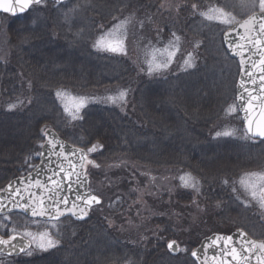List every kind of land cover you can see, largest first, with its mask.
<instances>
[{
  "label": "trees",
  "instance_id": "16d2710c",
  "mask_svg": "<svg viewBox=\"0 0 264 264\" xmlns=\"http://www.w3.org/2000/svg\"><path fill=\"white\" fill-rule=\"evenodd\" d=\"M231 1H44L18 17L0 14V31L10 49L6 61L0 59V188L37 164L43 131L50 126L76 145H103L92 155L99 166L133 167L138 176L171 169L194 176L202 183L200 202L212 231L254 226L251 234L264 236V227L255 226L257 218L248 215L237 193L242 174L264 170V141L246 138L240 115L227 113L238 64L223 46L224 28L205 17L213 7L230 10ZM119 21L128 27L129 49L141 53L146 46L172 44L178 57L149 74L136 58L97 50L98 37ZM186 57L195 67L184 64ZM57 91L93 100L81 110L82 119L67 115ZM121 92L126 93L123 101ZM111 96L119 102L108 101ZM98 97L103 99H93ZM228 131L236 135H216ZM112 171L102 175L114 183L121 178L113 180ZM117 183L104 191L106 202L129 197L127 182ZM189 198L176 196L179 205ZM113 202L104 213L96 214L105 204L95 208L84 222L63 220L56 249L14 264H195L189 254L174 257L167 250L169 240L186 233L166 219L152 221L158 235L143 245L131 244L128 227L121 229L125 220L118 219L128 204ZM200 235L183 242L191 249Z\"/></svg>",
  "mask_w": 264,
  "mask_h": 264
},
{
  "label": "rangeland",
  "instance_id": "374dc122",
  "mask_svg": "<svg viewBox=\"0 0 264 264\" xmlns=\"http://www.w3.org/2000/svg\"><path fill=\"white\" fill-rule=\"evenodd\" d=\"M248 3H249V0H233L229 3L230 5H232V7H230V10H227L225 8H220V7H213V8H210L205 13V17L209 15L220 16L221 15L220 10L223 9V12L225 14L224 18L229 19V20L234 18L235 22L228 24V23H222L216 19H213L210 21H214L215 23L220 24L224 28V31H226L229 28H231L232 25L235 24L236 22L242 19H245L246 17L251 15L253 12L260 11L259 6H258L259 0H255V3L257 5L255 9H250L247 6ZM2 33L4 34V32L0 31V59L2 61H6V58H8L10 55V49L8 48L9 44L7 43V38L3 36ZM101 38H103L105 42L120 41L122 43L123 50L119 53L126 55V57L129 59L136 58L137 62H141L143 65H145L146 68H149L151 64L153 66V71H152L153 74L156 72L157 73L161 72L162 70L170 67L179 54L178 47L172 44L170 45L167 44L166 46L164 47L161 46L159 48H156V47L153 48V47L146 46L145 47L146 49L142 50L141 53H140V50H138V48L129 49L126 44L128 43V27L126 23H122L121 21L117 22L116 25L106 30L103 34H101L98 37L97 40H100ZM146 45H148V42ZM131 46H132V43L130 47ZM96 49L99 51H103V50L98 49L97 47ZM186 60H189V62L192 61L189 57H186ZM165 61H169L167 63V67H161L159 69L155 68L156 64H160ZM185 61H184V64L187 65ZM238 73H239V67H238ZM60 92L63 94V97L62 98L57 97V98L62 101V104L64 105V107L66 104H68V106L71 107V101H70L71 97L86 98V105L93 101L92 99L86 96L75 95L74 93H70L68 91H60ZM111 98H113V96H111ZM93 99H103V98L98 97V98H93ZM105 99H108V98L105 97ZM119 100L121 101V99ZM108 101L112 102L113 100L109 99ZM115 102L118 103L119 101L115 99ZM230 107H235L236 111H230L229 110ZM66 113L67 115H69L68 112ZM227 113L231 115L236 114V113L239 114L235 98H234V102L228 105ZM49 128H54V127H50V126L46 127L43 133H45V131ZM233 133H235L236 135V131H233ZM86 149L88 152V148ZM93 153L94 152H88L91 158H92ZM112 169H113L112 172L114 174L113 180L118 177L121 178L115 181L114 183L118 184L117 183L118 181H126L129 188H131V190L128 193L129 197H124L125 199H118V201H116L117 199H113V196H111L109 198L113 199L114 202L113 201L109 202L110 199L106 202V197H104V195L106 196V194L104 193V191L106 190L108 192L112 191L115 184L110 180H106V177L103 176L102 173H105V172L108 173ZM101 170H103V172H101ZM171 170L165 173H160V174L146 172V174L141 173L142 175L138 176L135 174V170L133 169V167H128V166L127 167L126 166H118V167L115 166L110 169V167L108 166L95 167V166H91L88 164L87 169H86L87 174L89 175L91 179V182H90L91 190L96 195L102 198L103 200L102 205L105 204V206H102L103 208L97 209L96 214H98L100 211L101 213L102 212L104 213L105 212L104 210L107 209L109 205L110 207L114 206L112 205V202L113 203L125 202L126 204H128V207H126V210L120 212L121 214L120 216H118V219L125 220V222L121 224V227H122L121 229L126 230V227H128L129 229V230L127 229L128 233L126 234L124 233V234L128 235V237L131 240L130 242L131 244L133 245L135 244L138 246L143 245L144 241H148V239L150 240L154 236L158 235L157 233L158 230L155 226L154 227L152 226V221L154 222V220L166 219L168 222L172 221V223L170 222L172 224V226L170 227L175 228L179 232L182 231V233H186L184 237L182 238L180 237V233H178L179 239H175V240L180 246V249H181L180 254L190 255V251L195 246H197L204 237L214 232H222V230L212 231L211 230L213 228L212 221L208 219V217H205L203 213L204 210H206L207 208L205 204L200 202V196L202 197L201 194L203 190L201 181H199L197 178H195L194 176L190 174H178L177 172H174ZM262 171L264 170L256 169L254 171H249L246 173L262 172ZM96 173H100L101 180L105 182H101L100 180H97L96 178H98V174L96 175ZM121 173H125L126 174L125 177H122L120 175ZM244 176H245V173L242 174L238 179L237 193H239V197H242L243 204L245 208L248 210L247 212L248 215H251V217L253 216L257 218V220L255 219V221L258 223H255V226H257L258 228L264 227V208H261L257 200H254L251 197L250 192L241 185L240 181H241V178ZM181 177H184L183 181L181 180ZM248 179L250 183L257 185V188H259L261 184H264V181H260L258 177H249ZM185 182H187L188 184H192L195 182L197 187L195 189L192 187H185L184 186ZM178 193L188 195L190 198L187 199V201H185L184 203L181 202L179 205L178 204L179 202L176 199V196H178ZM9 217L10 216H3L0 218V231H2L3 233H9V235L20 234L28 238L29 240H31L30 237L25 235V231H30L33 234H38L40 232H43L47 228L52 233L53 238L58 239L56 236V232L61 230L60 228L61 221L44 222V221H38V220H24V219L22 220V219H17V218L15 219L11 217L9 219ZM148 217L151 219V221L148 220ZM124 223L126 224V226L123 225ZM53 224L56 225L55 228H53ZM238 228H242L250 236H252L255 239L264 238V236H261V235L258 236L256 234L254 235L253 233H252L253 235L251 234V232L255 230L254 226L247 227V229L246 227L245 228L238 227ZM13 229H15L14 232H13ZM235 229H237V227H235L232 230L228 229V231H225V232L230 233ZM249 230H251V232ZM197 233L201 234L200 241L193 248L189 249L188 246L186 245V242H183L185 241L184 238L187 239V242L188 240L191 241L194 235H196ZM59 245H60V241H59L58 246ZM33 249L35 250L32 252V255L25 256V257H33L37 254H42L44 252L50 251V250L43 251L40 249H36L35 244H33ZM14 263H15L14 261L7 260L3 258L2 255H0V264H14ZM127 264H130V263H127Z\"/></svg>",
  "mask_w": 264,
  "mask_h": 264
},
{
  "label": "snow or ice",
  "instance_id": "6c2138e0",
  "mask_svg": "<svg viewBox=\"0 0 264 264\" xmlns=\"http://www.w3.org/2000/svg\"><path fill=\"white\" fill-rule=\"evenodd\" d=\"M40 3L41 0H0V11L16 15L17 9L19 10V12L23 13L33 4L38 5ZM247 6L250 9H255L257 7L255 0H249ZM258 6L260 10L259 14L253 12L248 20L240 24V27L249 30H255L258 34L264 35V0H259ZM192 7L195 8L196 5L193 4ZM220 12V16L209 15L206 18L208 20L216 19L222 23L228 24L235 22L234 18H232L231 20L224 18L225 14L223 12V9H221ZM65 15L67 16V14ZM257 20L259 21V23H255V21ZM260 44H264V39L255 40L253 46L255 47L256 45ZM94 47L111 53H119L123 50L122 43L120 41L105 42L103 38L97 40L94 44ZM229 47H233V45H229ZM168 62L169 61H165L163 63L156 64L155 68L159 69L161 67H167ZM185 63L189 67H195V65L190 63L189 60H186ZM259 65L261 66L259 69L260 72L264 73V51H261V59L259 61ZM252 67L255 68L257 67V65L253 64ZM152 71L153 66L150 64L148 68L149 74H151ZM246 74L249 77L252 76V72L250 70L246 71ZM258 78L261 81H264V75H260ZM249 82L255 84V80L240 81L243 92L240 94L239 99L241 100L242 110L245 113L244 119L247 123L245 137L249 139L255 137L264 139V83L260 85L261 94L253 95L252 90H249L247 87H245V84ZM245 93L247 94V99H245ZM56 95L58 98L63 97V94L60 91H57ZM125 96L126 93L121 92L119 94V99L123 100ZM109 99H112L113 102H115L116 98L110 97ZM70 101L71 107L66 104L65 111L69 113L73 120L82 119L83 117L80 115V110L86 106V98L71 97ZM255 101H259V113H257L256 111L257 106L254 104ZM10 107H15V105H11ZM229 110L236 111V108L230 107ZM44 135L48 136L49 133L45 132ZM216 135L218 137L221 135L231 137L233 133L231 131L224 133L217 132ZM40 147L41 149H44V151H40L39 153H37V155L41 157V162L51 163V152L56 148L55 139L49 140L47 142L46 149L43 144L40 145ZM102 147L103 145L93 144L90 148H88V152H96L98 148ZM78 152V156L77 150H73L72 152L67 154L68 156L77 157L75 161L70 162V166L67 169H65L62 164H58L55 168H49L44 176L43 183L39 178V173H37V176L33 180H30L29 183L31 187L39 189L41 194H30V197H35L31 204H18L16 205V207L22 208L25 212H30V215L33 217H48L53 221H59L60 218L66 213L71 214V216L76 217L79 220L85 219L94 204L99 205L102 203L98 196L91 194L77 195L75 200L70 201L65 194L59 199H56L57 191L61 189H65L66 192L72 191L71 181L73 176H75L76 180L79 181L81 175L85 172L86 164H94V161L88 160L87 154L83 149L78 150ZM77 165H79L80 168L79 172H76ZM95 166L99 167V165ZM41 171H43V169H41ZM249 177H258L260 181H264V171L245 173V176L242 177L240 181L241 185L250 192L251 197L254 200H257L261 208H264V184H261L259 188H257V185L250 183L248 179ZM181 180L183 181L184 177H181ZM224 183L227 184L228 182L224 181ZM184 186L192 187L194 189L197 187L195 182L192 184H188L187 182H185ZM9 188H11V185H9ZM233 191H236V189L233 188ZM44 192L48 193L47 198L42 195V193ZM14 194L17 196L20 195V189L17 188ZM77 201H79V203H77ZM61 205H63V207H61ZM3 210L4 206L0 205V212H3ZM55 227L56 225L53 224V228ZM14 231L15 229H13V232ZM25 235L30 237L31 240L27 244V246H20L18 251L19 253L26 256H31L32 252L35 250L33 249V244H35L36 249H40L43 251L56 249L59 244V240L53 238L52 233L47 228L43 232H40L38 234H33L30 231H25ZM241 235L243 236L244 234L241 233ZM56 236H59V231L56 232ZM16 239V235H11L8 239L0 237V245H11L12 247H15V245L12 244V241H15ZM232 239L233 238L231 236H227L216 237L215 239L210 241V246L219 248L222 252L221 259H217L216 256L212 257L214 264H251V261L253 259H255L256 264H264V241L246 240L245 243L248 245V247L244 248L240 246V250L238 251V246L235 244H231ZM221 241L223 242L222 247L220 243ZM175 244L176 242L172 241L167 245V247L170 250H179L178 246L174 249ZM224 249H227V251H225ZM191 255L193 257H197V253L195 251H193ZM228 257H231V260L227 259ZM197 258L199 259V257Z\"/></svg>",
  "mask_w": 264,
  "mask_h": 264
},
{
  "label": "water",
  "instance_id": "95a60500",
  "mask_svg": "<svg viewBox=\"0 0 264 264\" xmlns=\"http://www.w3.org/2000/svg\"><path fill=\"white\" fill-rule=\"evenodd\" d=\"M42 1L43 0H41V2ZM49 1H52L54 3H65L69 0H49ZM31 7L26 9L23 13L19 12V10L17 9V14L14 16H19V15L27 13L31 9ZM0 13H6V12L0 11ZM256 13L259 14V11ZM250 16H248L247 18H245L244 20L240 22L235 23L231 28H229L223 34V43H224L225 49L227 50V52L232 58L237 60L240 66V73H239V77H238L237 84H236V104H237L238 111L242 116V121L244 124L245 131L247 129V123L244 119L245 113L242 110L241 100L239 99L240 94L243 92V88L241 87L240 81L241 80H244V81L255 80V84H252L250 82L245 84V87H247L249 90H252L253 95L261 94L260 85L264 83V81H261L258 78L260 75H264V73H261L259 70L261 67L259 65V61L261 59V51H264V44L256 45L255 47L253 46L255 40L264 39V35L258 34L255 30H249V29L240 27V24L248 20ZM255 23H259V21L257 20L255 21ZM229 45H233V47H229ZM253 64H256L257 67L253 68L252 67ZM248 70L252 72L251 77H249L246 74V71ZM244 95H245V99H247V94L245 93ZM254 104L257 106V109H256L257 113H259V101H255ZM46 132L49 133V135L47 136V139L43 144L45 146V149L47 148V142L49 140L55 139V143H56L55 150L51 152V163H47V162L42 163L41 158H40L39 164L28 175L13 179L5 189L0 190V205L4 206V210L3 212H0V214L10 213V212H21L29 217H33L30 215V212H25L23 211L22 208L16 207V205L18 204H24V203L31 204L32 201L35 199V197L34 196L30 197V194L32 193H35L38 195L41 194L39 189L30 186L29 181L33 180L37 176V173H39V178L41 179V182L43 183L44 176L46 172L48 171V169L55 168L58 164H62V166L65 169H67L70 166V162L75 161L77 159L76 156L67 155L73 150H77V156L79 155L78 150L80 149H83L85 153L87 154L84 148L71 144L70 142L62 138L56 130L49 128L46 130ZM255 139H262V138L255 137ZM42 151H44V149H42ZM41 169H43V171H41ZM79 171H80V168H79V165H77L76 172H79ZM89 183H90V179L87 175H85V173L81 175L79 181L76 180L75 176H73L72 181H71L72 191L66 192L65 189H61L57 191L56 199H59L61 196L65 194L67 195L70 201L75 200L77 195H85V194L95 195L93 192L90 191ZM9 185H11V188H9ZM17 188L20 189V195L18 196L14 194ZM42 195H44V197L47 198L48 193L44 192L42 193ZM100 200L102 201L101 198ZM77 203H79V201H77ZM93 206H96V205L94 204ZM61 207H63V205H61ZM65 216H71V214L66 213L62 217H65ZM34 218L51 220L48 217H41V216H36ZM73 218H75L76 220H79L76 217H73ZM83 220H79V221H83ZM241 233H243L244 235L242 236ZM227 236H231L233 238L231 241V244L237 245L238 251L240 250V246L244 248L248 247V245L245 243L246 240L264 241V238L262 239L252 238L243 229H237L231 233L215 232L205 237L201 241V243L192 250V252L195 251L197 253V257H199V259L197 257H193L192 255L191 256L193 257V259L196 261L197 264H214L212 257L216 256L217 259H221L222 252L220 251L219 248L210 246V241H212L216 237H227ZM16 237L17 239L15 241H12V244L15 245V247H12L11 245H0V253L11 255V256L21 254L18 251L19 247L27 246V244L30 241L21 235H16ZM220 243L222 247L223 242L221 241ZM177 246L179 250H175V251L170 250L173 255H177L180 252V247L176 242V244L174 245V249ZM224 250L227 251V249H224ZM227 259L231 260V257H228ZM251 264H256L255 259L251 261Z\"/></svg>",
  "mask_w": 264,
  "mask_h": 264
}]
</instances>
